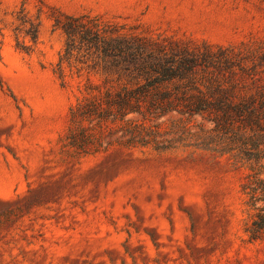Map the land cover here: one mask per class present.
Listing matches in <instances>:
<instances>
[{"label": "rangeland", "instance_id": "374dc122", "mask_svg": "<svg viewBox=\"0 0 264 264\" xmlns=\"http://www.w3.org/2000/svg\"><path fill=\"white\" fill-rule=\"evenodd\" d=\"M61 14L264 48V0H0V264H264V242L245 233L244 171L183 151L70 144Z\"/></svg>", "mask_w": 264, "mask_h": 264}, {"label": "trees", "instance_id": "16d2710c", "mask_svg": "<svg viewBox=\"0 0 264 264\" xmlns=\"http://www.w3.org/2000/svg\"><path fill=\"white\" fill-rule=\"evenodd\" d=\"M55 26L59 78L76 82L70 144L225 161L244 171L245 233L264 242V48L155 38L89 14H61Z\"/></svg>", "mask_w": 264, "mask_h": 264}]
</instances>
